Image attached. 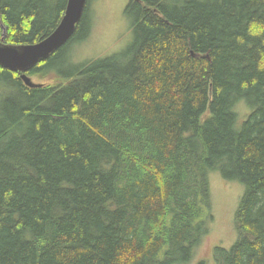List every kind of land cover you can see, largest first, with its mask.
I'll list each match as a JSON object with an SVG mask.
<instances>
[{
  "label": "trees",
  "instance_id": "obj_1",
  "mask_svg": "<svg viewBox=\"0 0 264 264\" xmlns=\"http://www.w3.org/2000/svg\"><path fill=\"white\" fill-rule=\"evenodd\" d=\"M67 2L0 0V42H40ZM90 4L26 74L53 84L0 66V264L188 263L215 170L245 190L213 264H264V0H130L132 46L76 61Z\"/></svg>",
  "mask_w": 264,
  "mask_h": 264
},
{
  "label": "rangeland",
  "instance_id": "obj_2",
  "mask_svg": "<svg viewBox=\"0 0 264 264\" xmlns=\"http://www.w3.org/2000/svg\"><path fill=\"white\" fill-rule=\"evenodd\" d=\"M129 2L130 0H91L93 29L86 41L74 44L73 57L76 61L107 58L132 46L135 36L131 20L125 14ZM55 75L46 78L41 75L33 76L30 82L33 85L53 84ZM236 111L240 123H243L250 108L242 101L237 105ZM244 190L241 182L224 179L220 171L209 173L210 219L206 222L204 237L198 246L191 248L189 252L176 253L178 257L189 259L185 264H213L216 248L229 250L236 243L238 232L235 215Z\"/></svg>",
  "mask_w": 264,
  "mask_h": 264
},
{
  "label": "water",
  "instance_id": "obj_3",
  "mask_svg": "<svg viewBox=\"0 0 264 264\" xmlns=\"http://www.w3.org/2000/svg\"><path fill=\"white\" fill-rule=\"evenodd\" d=\"M87 4L88 0H68L65 14L58 27L36 44L8 45L3 38L0 42V66L20 73L27 85L34 86L26 74L68 44L75 34Z\"/></svg>",
  "mask_w": 264,
  "mask_h": 264
}]
</instances>
